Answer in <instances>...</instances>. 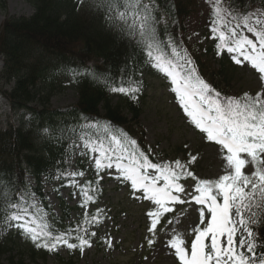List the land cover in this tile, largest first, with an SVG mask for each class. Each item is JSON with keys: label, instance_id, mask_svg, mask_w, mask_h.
I'll use <instances>...</instances> for the list:
<instances>
[{"label": "snow or ice", "instance_id": "6c2138e0", "mask_svg": "<svg viewBox=\"0 0 264 264\" xmlns=\"http://www.w3.org/2000/svg\"><path fill=\"white\" fill-rule=\"evenodd\" d=\"M92 6L104 14L110 27L142 51L146 63L169 80L194 128L219 146L225 161L224 174L214 180L199 179L180 160L174 164L154 163L143 151H137V142L127 133L110 124L101 126L99 121L86 123L78 132L71 130L72 148L89 157L98 176L101 171L114 169L117 179L130 181L131 189L141 192L143 199L155 206L147 212L151 219L148 231L153 236L161 217L174 212L175 205L200 206L190 247L180 235L167 242L179 264H264V252L257 251L258 231L254 230L264 213V91L237 98L222 95L208 84L198 74L187 50L172 39L162 38L154 0H92ZM209 30L211 39L217 41L218 55L226 52L236 65L247 64L264 81V11L239 12L222 0H214ZM70 71L74 78L90 75L101 79L91 71ZM109 90L135 100L141 87L129 76ZM101 127L104 137L99 135ZM195 159L192 156L189 164ZM84 174L65 169L58 170L55 177L66 181L63 186L80 188L84 198L80 206L85 210L81 225L60 231L49 221L47 210L39 205L34 193L24 190L16 194L4 187L0 188V209L7 228L18 230L37 249L57 252L66 247L83 254L92 246L85 225L100 223L99 210L91 218L87 212L89 202L95 203L89 192L95 189H91V182L81 187L76 181ZM187 178L195 181L191 190L182 183ZM167 223L172 224V220ZM90 235L95 237L96 233ZM106 243L111 247L110 241ZM154 243V239L148 240L149 246Z\"/></svg>", "mask_w": 264, "mask_h": 264}, {"label": "trees", "instance_id": "16d2710c", "mask_svg": "<svg viewBox=\"0 0 264 264\" xmlns=\"http://www.w3.org/2000/svg\"><path fill=\"white\" fill-rule=\"evenodd\" d=\"M26 2L32 6L34 14L31 17L8 18L0 31V59L4 64L0 72V83L10 88L9 91L1 93L8 99L14 111L24 112L18 125L10 124L5 129L0 127V188L7 187L16 194L28 190L27 176L33 177L38 187L42 185L44 178L51 182L58 181V194L70 188L63 186L65 180L55 177L58 170H69L67 161L70 153L72 156L75 151L72 148L71 130L78 132L81 126L96 121L101 126L110 124L123 130L137 142V151H143L152 162L163 164L161 154H154L142 135L137 140L134 124H138L142 111L137 99L132 100L109 90L111 86H118L122 79L127 80L132 76L141 87L137 98L141 96L145 86L143 75L148 69L142 51L109 26L104 14L93 8L92 0H83V3L80 0ZM222 2L239 12L264 11V0ZM154 3L158 31L162 38L172 39L176 45L186 49L198 74L205 81L212 78L213 88L222 95L229 96L225 90L220 89V85L214 83L215 74L209 75L210 69L203 62L215 50V44L204 52L203 40L193 41L195 32L199 33L200 29L207 36H211L209 29L212 5L208 12H201L198 11L195 0H154ZM70 70L91 71L101 79H94L90 75H76L74 78ZM69 88L77 92L78 103L66 110L52 109L51 99ZM125 112L132 115L131 121ZM26 116L29 117L28 120H25ZM99 135H105L102 127ZM189 161L185 165L195 174L194 165L189 164ZM86 162L78 163L83 166L84 173L88 172ZM103 174V171L99 176L96 172L89 173L81 186L91 182V189H95L89 192L95 197V203L88 204V207H94L88 213L89 218L100 211L98 226L85 225L89 233L86 238L92 244L100 240L98 235L92 237L91 231L99 230L107 219L105 211L100 207L105 196V190L100 187ZM187 182L195 181L191 178L182 181ZM78 190L80 194V188ZM41 199L46 203V198L42 195ZM83 199L81 196V203ZM2 203L0 200V204ZM80 205L77 209L80 215L75 222H69L73 209L65 207L62 216L53 217L51 223L60 231L81 225L85 210ZM46 209L52 214L51 208ZM259 221V225L254 226V230L258 231V253L264 252V213L260 215ZM4 225L3 210L0 209V264H4L1 261L6 256H9V264H46L48 256L56 254L37 249L29 241L26 256L30 263L25 256L14 257L11 244L2 236ZM69 253L80 252L73 250Z\"/></svg>", "mask_w": 264, "mask_h": 264}, {"label": "rangeland", "instance_id": "374dc122", "mask_svg": "<svg viewBox=\"0 0 264 264\" xmlns=\"http://www.w3.org/2000/svg\"><path fill=\"white\" fill-rule=\"evenodd\" d=\"M214 0H195L198 11L208 12ZM34 9L26 0H0V29L8 18L30 17ZM199 19L197 18V21ZM196 21V22H197ZM250 38L255 37L249 34ZM203 40V51L214 43L213 39H207L202 29L194 34V42ZM203 62L210 69L209 75L215 74L214 83L220 85L230 96L239 98L244 93L255 95L264 91V81L259 79V73L251 69L247 64L236 65L226 53L220 55L210 54ZM224 72V73H222ZM212 78L208 80L212 83ZM145 81L144 91L137 99L141 114L138 124H134L137 139L140 135L154 151L161 154L164 163H173L180 160L187 164L192 156H195V176L199 179H218L224 174L225 161L219 146L209 142L204 134L195 129L190 119L184 114L179 106L175 93L171 90L169 80L160 72L148 64V69L143 75ZM0 88L10 90L0 83ZM78 103V94L73 88L63 93L56 94L51 99V108L54 110H66ZM115 103V102H114ZM128 120L132 115L125 112ZM22 113L12 110L8 101L0 94V127L5 129L7 125L19 124ZM80 149H75L74 154L68 160L70 171H82L83 166L79 162L87 161V169L95 173V166L88 156L79 155ZM251 167V165H249ZM247 171V169L245 170ZM102 176V189L106 190L102 199V208L108 213V220L99 231L101 243H94L90 249L83 254L73 256L68 254L65 247H61L56 255L48 256L46 264H179L174 250L167 247L168 240L176 235L182 236L186 246L190 247L193 239L192 229L198 223V208L200 206L191 204L175 205V211L161 217L153 236L148 231L151 219L147 216L148 211L155 210L150 201L143 199L141 192L131 189L130 181L117 179L118 174L114 169L105 170ZM88 174L84 175L87 177ZM81 185L82 179H76ZM28 190L35 194L39 205L48 211V219L60 217L65 207H76L79 203L78 187H71L57 195V183L43 180L42 185L34 182L31 176L26 177ZM186 189L191 190L195 183H184ZM41 191V194L39 193ZM41 195L46 198V203L41 200ZM183 198V197H182ZM75 213L73 214V216ZM171 219L172 224L167 221ZM2 236L11 244L12 255L16 258L25 256L29 249V240L24 239L18 230L8 229L6 224L2 230ZM154 239L152 246L148 240ZM239 236H237V241ZM106 241L111 242V247ZM4 257L1 262L8 263Z\"/></svg>", "mask_w": 264, "mask_h": 264}]
</instances>
